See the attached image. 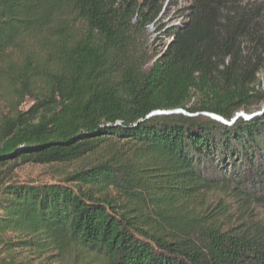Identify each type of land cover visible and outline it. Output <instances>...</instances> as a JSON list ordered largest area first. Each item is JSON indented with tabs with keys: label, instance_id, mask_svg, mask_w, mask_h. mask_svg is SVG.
I'll return each instance as SVG.
<instances>
[{
	"label": "trees",
	"instance_id": "obj_1",
	"mask_svg": "<svg viewBox=\"0 0 264 264\" xmlns=\"http://www.w3.org/2000/svg\"><path fill=\"white\" fill-rule=\"evenodd\" d=\"M188 2L151 60L156 0H0V264H264V9Z\"/></svg>",
	"mask_w": 264,
	"mask_h": 264
},
{
	"label": "rangeland",
	"instance_id": "obj_2",
	"mask_svg": "<svg viewBox=\"0 0 264 264\" xmlns=\"http://www.w3.org/2000/svg\"><path fill=\"white\" fill-rule=\"evenodd\" d=\"M141 1V0H139ZM162 4L161 14L157 18L154 26L143 28L138 37L139 44L142 46L145 56L149 59L154 58V52L160 53L164 51L170 43L168 32L173 27L186 21L187 9L189 7L188 0H156ZM235 5L244 3H258L260 9H264V0H232ZM261 26L264 27V11L261 19ZM264 35V32H263ZM260 84L256 88L261 93H264V71L259 75ZM29 102H26L22 109L29 107ZM6 110V109H5ZM264 110V104L260 108V112ZM260 112H256L259 114ZM255 114V113H254ZM250 116V115H247ZM77 167L73 165L70 167H56V166H38L32 164H10L7 166L6 174H10L13 181L19 183H40L53 184L62 183V179L66 173L71 172ZM259 219L264 221V210L256 212ZM68 264H104L98 259H82L80 256L71 259Z\"/></svg>",
	"mask_w": 264,
	"mask_h": 264
},
{
	"label": "water",
	"instance_id": "obj_3",
	"mask_svg": "<svg viewBox=\"0 0 264 264\" xmlns=\"http://www.w3.org/2000/svg\"><path fill=\"white\" fill-rule=\"evenodd\" d=\"M170 113H181V114H183V115H187V114H185V113H184L183 111H181V110L173 111V112H155L154 114H156V115H161V114H170ZM255 114H256V113H255ZM204 115L207 116V117H210V118L213 119V120L223 122V120H222L220 117H218V116H215V115H212V114H204ZM250 116H251V115H250ZM250 116H247V115H245V114H243V113H238V114H236L235 117L231 120V122L235 121V119L238 118V117L249 118Z\"/></svg>",
	"mask_w": 264,
	"mask_h": 264
}]
</instances>
